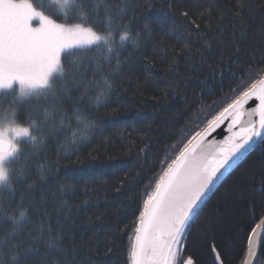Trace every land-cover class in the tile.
Instances as JSON below:
<instances>
[{
	"label": "trees",
	"instance_id": "trees-1",
	"mask_svg": "<svg viewBox=\"0 0 264 264\" xmlns=\"http://www.w3.org/2000/svg\"><path fill=\"white\" fill-rule=\"evenodd\" d=\"M31 2L38 5L46 0ZM133 11L131 30L141 33V46L126 42L120 50L123 66L114 74L106 100L100 105L85 99L62 106L69 116L79 108L94 125L87 140L65 155L59 150L63 135L50 139L32 157L24 182L6 193L11 199L8 211L16 209V215L23 198L30 221L27 228L47 214L53 232L62 234L66 256L57 253L58 258L73 264H131L130 238L134 239L143 201L162 167L175 159L178 147L196 131H204L208 120L264 75V23L259 15L245 16L243 25L228 24L222 38L213 33L216 38L198 40L185 31L182 18L167 0H136ZM9 101L0 99V113ZM25 149L32 151L30 145ZM69 177L74 183L62 191ZM263 218L264 141L260 139L202 204L185 239L184 259L191 257L193 264H243L248 235ZM10 228V222H0V234ZM94 234L102 237L101 243H96ZM29 264H40L39 257ZM253 264H264V242Z\"/></svg>",
	"mask_w": 264,
	"mask_h": 264
},
{
	"label": "snow or ice",
	"instance_id": "snow-or-ice-1",
	"mask_svg": "<svg viewBox=\"0 0 264 264\" xmlns=\"http://www.w3.org/2000/svg\"><path fill=\"white\" fill-rule=\"evenodd\" d=\"M135 2L46 0L37 5L31 0H0V99L10 98L8 107L0 113V222L11 224L6 233L0 234V264H29L34 257H39L40 264H73L58 258L57 253L66 256L62 234L53 232L47 214L27 228L30 221L23 198L16 206V215V209L8 211L11 199L6 193H13L14 185L24 182L32 157L50 139L63 135L59 150L65 155L78 150L72 146L87 140L94 125L79 108H74L69 116L62 106L85 99L100 105L106 100L114 74L123 66L120 50L126 42L135 48L141 46V33L133 34L131 30ZM167 2L182 18L185 31L198 40L205 36L216 38L213 33L222 38L228 24L243 25L245 16L259 15L264 23V0H229L228 4L219 0ZM56 13L60 17L54 18ZM58 18L64 22H57ZM164 39L160 37L161 43ZM156 47L153 45V53ZM253 97L259 104L248 114L258 115V121L249 120L239 133L215 147L209 142L204 148L206 135L229 116L233 124L239 122L244 105ZM68 129H72L70 135ZM256 137L264 141V75L208 120L204 131H196L182 147L173 146L178 147V155L162 167L137 217L135 236L130 238L131 264H193L191 257L183 256L188 230L221 177L256 143ZM26 145L32 151H26ZM43 175L41 165V178ZM73 183L69 177L61 190L70 189ZM57 224L60 225L59 219ZM257 227L262 229L256 239L259 246L264 242V220ZM94 236L96 243L102 242V237ZM254 236L255 228L248 235L249 256L257 255L252 247ZM91 247L90 242V250ZM108 251L111 252L110 247Z\"/></svg>",
	"mask_w": 264,
	"mask_h": 264
},
{
	"label": "water",
	"instance_id": "water-1",
	"mask_svg": "<svg viewBox=\"0 0 264 264\" xmlns=\"http://www.w3.org/2000/svg\"><path fill=\"white\" fill-rule=\"evenodd\" d=\"M259 104V101L255 99V97H253L252 99H250L243 107V110H242V115L240 117V120L239 122H237L236 124H233L232 123V117L229 116L227 119H225L218 127H216V129L214 131H211L209 134L206 135L205 139H204V144H203V147L204 148H207L208 147V144L209 142H212V146L215 147L217 146L220 142L224 141L227 137L231 136L233 133H239L240 132V129L242 126L246 125L247 122L249 120H254V121H258L259 119V116L258 115H249V111L251 109H254L258 106ZM207 128V127H206ZM205 128V129H206ZM204 129V130H205ZM256 140V143L260 140L259 137H256L254 138ZM255 143V144H256ZM253 144L251 146V148L255 145ZM250 150V148H249ZM248 150V151H249ZM246 154V153H245ZM242 158V157H241ZM239 161V160H238ZM237 161V162H238ZM236 162V163H237ZM235 163V164H236ZM232 167H234V165ZM231 169V168H230ZM229 169V170H230ZM228 170V171H229ZM227 171V172H228ZM226 172V173H227ZM225 173V174H226ZM224 174V175H225ZM222 178V177H221ZM264 220V218L262 219ZM262 220L255 226V229H256V236L253 237V250L258 253V248L259 246H257L256 244V239L257 237L259 236L260 232L262 231V229L260 227H257L258 225H260L262 223ZM135 236V235H134ZM249 247V245H248ZM257 256V255H256ZM256 256H249L248 255V250H247V253H246V257H245V260L243 262V264H253L254 263V260L256 258Z\"/></svg>",
	"mask_w": 264,
	"mask_h": 264
},
{
	"label": "rangeland",
	"instance_id": "rangeland-1",
	"mask_svg": "<svg viewBox=\"0 0 264 264\" xmlns=\"http://www.w3.org/2000/svg\"><path fill=\"white\" fill-rule=\"evenodd\" d=\"M34 23V26H36V22H33Z\"/></svg>",
	"mask_w": 264,
	"mask_h": 264
}]
</instances>
